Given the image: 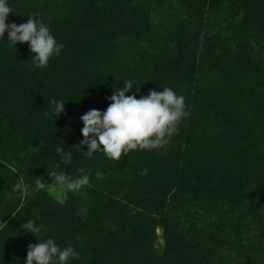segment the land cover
<instances>
[{
	"label": "trees",
	"instance_id": "obj_1",
	"mask_svg": "<svg viewBox=\"0 0 264 264\" xmlns=\"http://www.w3.org/2000/svg\"><path fill=\"white\" fill-rule=\"evenodd\" d=\"M178 2L162 34L152 0H8L6 23L38 12L64 48L34 68L27 43L0 38V264L47 238L79 253L68 264H264V0ZM129 79L126 95L170 87L190 115L165 148L85 156L80 117ZM78 169L90 183L62 202L35 189Z\"/></svg>",
	"mask_w": 264,
	"mask_h": 264
},
{
	"label": "clouds",
	"instance_id": "obj_2",
	"mask_svg": "<svg viewBox=\"0 0 264 264\" xmlns=\"http://www.w3.org/2000/svg\"><path fill=\"white\" fill-rule=\"evenodd\" d=\"M14 10L8 0H0V38L5 37L14 47L17 43H27L31 52L34 68H45L52 57L58 56L64 48L63 43H57L50 28L40 19V13H32L27 22L22 24L6 23L10 13ZM134 83L129 79L124 81L123 87L114 90L111 101L106 110L91 109L80 117L83 122L81 134L83 140L80 145H87L84 155L91 157L96 152H102L108 159L119 161L122 155L133 150H154L165 148L173 135L178 134L179 124L188 117L185 98L178 95L172 88L164 87L162 91L150 90L139 99L135 95H126ZM139 86L138 84H136ZM52 113L57 117L64 111L65 102L52 100ZM56 152L61 155L64 164L71 162L70 152L61 146ZM76 178L64 172H53L50 176L52 184L64 188L66 191L78 192L90 183V177L84 169ZM147 169L142 171V175ZM35 189L44 187V183L37 178ZM15 190L27 195L30 190L22 175L16 180ZM20 227L35 236L39 234L43 225L37 226L34 221L24 222ZM71 259H79V253L72 246L61 247L52 238L39 240L37 244H29L26 264H68Z\"/></svg>",
	"mask_w": 264,
	"mask_h": 264
},
{
	"label": "rangeland",
	"instance_id": "obj_3",
	"mask_svg": "<svg viewBox=\"0 0 264 264\" xmlns=\"http://www.w3.org/2000/svg\"><path fill=\"white\" fill-rule=\"evenodd\" d=\"M153 10L151 21L153 26L159 33L164 34L173 25V21L177 18L183 16V6L178 2V0H161L156 2L152 0ZM144 45H150L148 42H144ZM53 179L50 177L44 184V188L58 201H64L67 195V191L55 184H52ZM157 235L159 237L157 243L163 244L162 231L157 230Z\"/></svg>",
	"mask_w": 264,
	"mask_h": 264
}]
</instances>
